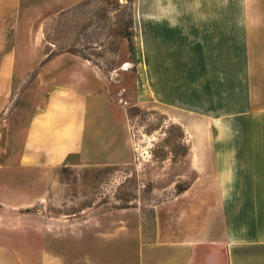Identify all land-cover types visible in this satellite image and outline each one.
<instances>
[{"label": "crops", "instance_id": "0c3cea01", "mask_svg": "<svg viewBox=\"0 0 264 264\" xmlns=\"http://www.w3.org/2000/svg\"><path fill=\"white\" fill-rule=\"evenodd\" d=\"M79 1L0 0V102L33 71L45 88L42 104L5 130L16 135L0 156V264L19 262L11 215L27 218L20 208L33 203L34 226L22 224L35 262L61 264L49 247L57 227L38 207L46 171L75 155L87 165L133 159L119 79L80 53L47 49L45 12ZM131 32L137 91L180 124L196 174L153 239L138 218L116 235L89 223L82 264H264V0H133Z\"/></svg>", "mask_w": 264, "mask_h": 264}, {"label": "rangeland", "instance_id": "374dc122", "mask_svg": "<svg viewBox=\"0 0 264 264\" xmlns=\"http://www.w3.org/2000/svg\"><path fill=\"white\" fill-rule=\"evenodd\" d=\"M53 11L45 12L47 49L53 50L51 53H80L119 79L114 87L116 91L122 90L119 97L128 106L131 117L134 155L130 162L87 165L75 155L45 172V195L38 207L43 205L45 222H53L58 233V239L49 247L56 249L61 264H82L85 227L89 223L100 226L101 222L107 232L116 235L126 231L127 220L138 218L143 222L145 238L153 239L157 222H162L165 210L178 202L194 182L196 170L184 158L188 139L180 124L169 119L160 107L147 102L146 91H137V53L134 47L131 50L126 36L133 25V0H81L69 8ZM37 82L33 71L14 84L11 100L0 102V156L7 154L10 139L16 135L5 130L9 126L18 129L21 120L42 104L39 98L45 88ZM36 207L33 203L20 208L28 211L27 218L19 212L11 215L12 231L22 238L21 252L15 255L19 262L14 264H36L34 235L29 229L25 231L22 224L26 220L29 228L34 226ZM45 264L51 263L45 259Z\"/></svg>", "mask_w": 264, "mask_h": 264}, {"label": "trees", "instance_id": "16d2710c", "mask_svg": "<svg viewBox=\"0 0 264 264\" xmlns=\"http://www.w3.org/2000/svg\"><path fill=\"white\" fill-rule=\"evenodd\" d=\"M127 38L130 40V48L133 49V42H132V32L129 31V33L126 34Z\"/></svg>", "mask_w": 264, "mask_h": 264}]
</instances>
